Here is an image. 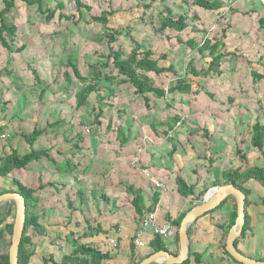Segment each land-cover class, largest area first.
<instances>
[{
    "label": "crops",
    "instance_id": "obj_1",
    "mask_svg": "<svg viewBox=\"0 0 264 264\" xmlns=\"http://www.w3.org/2000/svg\"><path fill=\"white\" fill-rule=\"evenodd\" d=\"M262 1L260 8L251 9L253 12L240 7L246 3L256 8L255 0H239L236 3L240 7L223 1L226 11L222 16L196 11L200 20L187 19L188 28L201 31L205 22L222 25L226 22L224 12L230 6L234 8L232 19L236 22L231 19L223 41L226 49L235 53L236 60L230 65L228 62L233 57L223 60L222 74L218 76L222 79L215 86H210L216 76L213 73L197 77L187 69L191 59L196 70L207 68L210 61L207 51L201 55L197 47L191 49L187 45L192 37L189 32L160 31L157 15L149 20L143 16L139 26L142 31L135 33L134 39L143 49L151 50L154 57L165 54L167 58L160 60L159 66L171 65L177 73L165 72L158 77L148 74L155 86L164 90L163 96L147 94L149 107L128 83L105 81L109 83H104L99 95L89 97L85 121L80 114L82 108L77 109L76 96L68 100L60 94L51 95L46 93L50 86L41 85L39 102L31 104L29 95L23 91L11 95L8 88L14 79L0 80V158L13 151L24 155L32 149L47 154L0 177L2 191L14 190L15 180L35 190L36 203L32 210L38 217L40 233H34V226L27 232L31 241L28 249L32 251L30 264H36V258L43 263L44 258L50 257L59 262L76 245L83 244L109 255L102 264H131L132 246L137 257L143 256L137 250H150L149 243L156 234L148 229L142 235L143 245L134 244L139 220L126 185L142 191L146 211L158 194L153 211L157 226L168 223L173 226L172 221L180 213H187L202 200L205 191L215 187L222 170L239 165L235 155L238 144L249 152L252 165H264L262 156L250 145L249 132L256 120L264 123V28L258 24V18L264 16ZM243 12L249 13L243 15ZM220 30L217 37H210L207 32L198 35L220 39ZM254 72L262 77L255 80ZM242 78L248 79L250 87L244 85L241 89ZM178 79L186 80L191 89L169 92L168 87ZM211 87L217 91L222 88L221 92L227 96L211 98L209 95L216 93ZM229 97L233 102L228 101ZM95 111L96 114L101 111L100 125L92 123ZM35 126L45 132L31 146L26 136ZM205 130L209 131V150L204 141ZM209 152L213 154L212 165L206 159ZM177 175L195 185L194 193L199 199L178 193ZM154 181L162 187H157ZM244 186L250 193L247 208L250 228L238 238L237 249L250 258L264 261V187L253 179ZM232 207L229 200L189 227V254H201L202 264H236L221 248L220 225L228 222ZM174 236L162 237L172 253L179 250Z\"/></svg>",
    "mask_w": 264,
    "mask_h": 264
},
{
    "label": "trees",
    "instance_id": "obj_2",
    "mask_svg": "<svg viewBox=\"0 0 264 264\" xmlns=\"http://www.w3.org/2000/svg\"><path fill=\"white\" fill-rule=\"evenodd\" d=\"M17 1H21L25 3L28 7L37 6V11L44 17L45 21L51 22L56 16L59 20L71 21L75 25H79L82 20V11L81 9L84 7L87 10H91L90 6L84 4V0H73L75 3V11L77 15L72 13L68 14L65 12L66 2L64 0H56V4L53 7H46L44 0H0V46L7 50L9 53H20L23 52L26 46L23 44L13 49L14 42L17 37V33L19 32L18 27L7 20V15L13 13L16 10ZM112 0H108V4L110 5ZM164 1V0H163ZM182 8L185 6L186 12H182L181 14H176L175 11L170 6H163L157 12V18L159 20L160 26L158 30L164 31L165 29H169L170 31L181 33L188 29L187 19L190 18L194 21L200 20L197 10L210 12L211 15L222 16V13L225 9L223 6L222 0H180ZM110 2V3H109ZM232 3V1H231ZM229 3L228 5H231ZM151 3L146 5V7H150ZM2 6V8H1ZM232 6V5H231ZM230 8L232 9V7ZM229 8V9H230ZM195 11L194 14L191 12ZM226 11V10H225ZM253 12V10H251ZM115 13L114 10H102L99 15H94L91 17V20L95 23L101 24L104 27V37L108 46V54L104 57L105 62H100L97 64L89 65V70L91 76L86 78L82 75L77 62L71 58L67 59L65 67L67 69H71L76 80L81 84V88L76 92V103L77 109L85 108L88 106L89 97L91 94L96 95L101 91V83L103 80L105 81H118V84L128 83L131 87L134 88L135 93L140 95L144 101L146 106L149 107L150 99L147 96L149 93H153L155 95L163 96L164 90L155 86L154 80L148 75L149 73H153L155 77L160 76L165 72H172L177 74L173 66L168 67H160L159 61L166 59L167 56L165 54L154 57V54L151 50H146L142 48V44L138 41H133L134 47L130 50V53L127 56L123 57V54L120 49L115 47V43L117 42L118 36L121 34L119 30L112 29L108 27L109 17ZM247 14L249 12H243ZM153 17V16H152ZM258 24L261 28H264V16H260L258 18ZM189 35L191 34V38L187 41V45L194 49L197 47L198 52L203 55L204 52H208L210 55V61L208 63L207 68H199L196 70L194 59L189 60L187 64V69L190 70L192 75L200 76V75H209L214 74L216 76H220L222 74L221 64L223 60L226 58L233 57L235 55L234 52H230L226 49L225 42L223 39L225 38L226 30H222V34L219 38H208L206 35L201 37L198 33L203 34V30H198L197 28H189ZM194 34V35H193ZM198 35V36H197ZM200 37V38H199ZM205 37V38H204ZM108 67H111V73L104 72ZM34 75V79L36 82L40 83V77L37 75L36 70H32ZM65 72L66 80H71L70 76ZM254 79L261 78V75L253 73ZM186 80L178 79L176 84L168 87L169 92L179 91L182 92L184 90H190L191 87L187 86ZM213 98V95H209ZM229 102H233V98H228ZM94 125L101 124V111L94 114ZM51 125V124H50ZM52 126V125H51ZM45 130L36 126L33 131L26 136L28 142L31 146H33L34 142L37 140L39 136H41ZM249 132L251 134L250 145L251 147L258 152L262 158L264 159V123L256 120L249 128ZM203 135L205 136V145L207 146V150L210 148L209 141V131L205 130ZM243 143V142H242ZM47 155L44 150L36 151L34 149L31 152L20 155L17 151H13L10 155L4 156L0 158V177L7 176L14 169H21L26 167L33 160H38L42 156ZM236 158L238 160L239 165L236 167L225 168L221 171V179H218L214 182V186H219L222 184H233L235 187L242 190L245 195V223L240 237H243L246 231L250 228V218L247 212L248 205L250 203L248 196L250 195L249 191L245 188V183L249 180L253 179L259 182L264 187V165L257 166L252 165L250 162L249 152L246 151L240 144L237 145L235 151ZM212 152H209V156L206 158L207 161L212 165ZM15 189L2 191L0 190V194L5 192H18L20 193L24 199L26 204V222L23 231L22 240L19 246L18 253V264H30L32 251L28 249V244H30V238L27 236L28 229L31 226H34V233H40L39 231V223L38 217L33 213V205L36 203V198L34 197L35 190L29 187L24 186L20 181H14ZM176 186L178 193L183 197H192L199 199V196H195L194 190L195 185L188 184L185 179L181 175L176 176ZM126 191L129 198L130 203L134 207L137 215L139 224L142 219L149 213L154 211L155 205L158 201V194L154 195L153 204L150 208L145 209L144 197L142 195V191L139 189H135L131 185H126ZM42 188V185L40 186ZM206 192V191H205ZM229 200L232 201L233 207L232 212L230 214L229 220L227 223L220 225V228L223 231V236L221 238V248L223 253L228 256L234 263L241 264L235 261L229 253L225 250V241L227 234L235 222L236 219V201L233 196H229L225 199L217 208L211 210L209 212L215 211L222 207ZM264 202V200H263ZM14 204L11 202H4L0 204V236L5 237L6 233L9 235V245L11 243V233L13 221L8 222L9 217L15 215ZM207 212V213H209ZM206 213V214H207ZM186 213H180L176 219L172 221L173 227L175 229V242L179 248V239H178V230L180 227V223ZM4 226L2 227V225ZM189 233V231H188ZM237 240L235 241V247H237ZM150 251L143 255L138 256L135 253V248L132 246V262L131 264H139V262L145 257L149 256L152 253L164 250L167 252H171L167 243L164 241L161 235H155V237L149 243ZM177 254V252L173 253ZM109 258L107 253L101 252L99 249L90 246V245H76L73 252L69 255L64 256L61 261L57 262L52 257L49 259L44 258V264H102V262ZM202 264V255L201 254H189V258L181 264ZM0 264H9V254L8 250L4 252H0Z\"/></svg>",
    "mask_w": 264,
    "mask_h": 264
},
{
    "label": "rangeland",
    "instance_id": "obj_3",
    "mask_svg": "<svg viewBox=\"0 0 264 264\" xmlns=\"http://www.w3.org/2000/svg\"><path fill=\"white\" fill-rule=\"evenodd\" d=\"M64 1L66 2L65 12L70 14L73 11L74 14L77 15L73 0ZM231 1V4L240 7L238 4L239 0ZM237 1L238 3H236ZM255 1L257 2L256 8L248 7L246 3L242 4L240 8L245 11L248 8H250V10L260 8L263 1ZM44 2L46 7L55 6V0H44ZM110 2L111 4L109 5L108 0H84V4L90 6L91 10H87L83 7L81 9L82 20L85 21L81 22L79 25H75L71 21H61L57 16L51 22H47L37 11V6L28 7L25 3L17 1L16 10L6 17L7 20L14 23L19 30L13 49L15 50L23 44L26 48L20 53H9L0 47V80L4 78L14 79V83L8 88L11 91V95L14 94V91L17 93L23 91L25 94L29 95L31 104H34L35 102L38 103L39 101L37 98L40 95L41 85H47L50 86V88H48L46 93H51V95L60 94L68 100L71 99V97L76 96V92L81 88V84L74 77L72 70L65 67V64L68 58L75 60L82 75L89 78L91 76L89 65L105 62L104 57L108 54V46L105 38H102L105 36L103 32L104 27L91 20L92 16L99 15L102 10L112 9L115 11V13L109 17L108 27L120 31L121 34L118 36L115 47L121 50L123 57L127 56L130 53V48L134 47V34L140 33V27L142 26L141 21L143 22L141 18L143 16L149 20L152 16H156L158 10L167 5L170 6L176 14H181L184 11L186 12V7L183 6L182 8L180 0H112ZM149 2L151 3L150 7H146ZM233 9H228L227 12H224L225 14L223 16H226V22L223 21L224 23L222 25H217L214 21L213 23L211 22V24L205 22V24H202L203 29H200L203 30V33H209L210 37H217L221 32L220 29L227 30L230 28V21L234 17ZM197 12L200 11L197 10ZM202 12L207 16L210 15V12ZM194 13L195 11L191 12V14ZM232 22L235 24L236 20L232 19ZM244 23L248 29L247 22ZM136 24L138 27L141 26L137 28V26H134ZM189 25L191 24L189 23ZM223 25L226 26L223 27ZM146 26L147 28H150V25H147V23ZM188 29H186L185 32H188ZM242 56L244 57V55ZM238 57H240V55ZM243 57L241 58L243 59ZM6 59L8 61H6ZM231 59L232 60L228 62L229 65L231 63L234 64L236 60L235 57ZM238 60L240 63V58ZM238 60L237 64H239ZM244 67L247 68L246 64H244ZM32 70H36L37 75L40 77V83L37 84ZM65 72L68 73L67 75L70 76L71 80H66ZM104 72L111 73L113 71H111V67H108ZM243 76L245 77V75ZM213 78L215 80L212 81L211 84L209 83L210 86H215V84H218L222 79L218 76ZM245 78H242V90L244 89V85L250 87L248 83L249 81H247L248 79ZM102 83L101 88L103 89L105 88L104 83L108 84L109 82L103 80ZM217 88H219V86ZM52 90L54 92H52ZM210 90L216 92L215 94H212L213 97L216 95V98L220 97V99H224V97L227 96L226 92H221L224 91L222 88L217 91V89L211 87ZM220 94H223L224 96ZM90 106L91 105H89V109ZM86 110V108L80 110V112H82L80 113L82 119H85V121H87ZM228 124L230 125V122H228ZM35 127H33V129ZM241 129L244 128L242 127ZM13 219L12 215L7 221L12 222ZM3 226L4 224L2 227ZM9 240L8 233H6L5 237L0 236V252L9 249ZM142 250H137L138 255H144L146 252L148 253L150 251L148 249ZM34 261L36 264H44L38 258Z\"/></svg>",
    "mask_w": 264,
    "mask_h": 264
},
{
    "label": "water",
    "instance_id": "obj_4",
    "mask_svg": "<svg viewBox=\"0 0 264 264\" xmlns=\"http://www.w3.org/2000/svg\"><path fill=\"white\" fill-rule=\"evenodd\" d=\"M233 196L236 201V219L230 228L225 241V250L238 263L264 264V261L256 260L244 255L235 247V241L242 233L245 223V193L233 184H222L212 187L203 195L202 200L193 206L184 216L178 230L179 250L173 254L164 250L150 254L142 259L139 264H181L189 258V227L202 215L215 209L227 197ZM11 202L15 206V215L11 233V243L8 249L9 264H18L19 246L22 240L26 222V204L24 197L18 192H5L0 194V204ZM75 264V263H73Z\"/></svg>",
    "mask_w": 264,
    "mask_h": 264
},
{
    "label": "built area",
    "instance_id": "obj_5",
    "mask_svg": "<svg viewBox=\"0 0 264 264\" xmlns=\"http://www.w3.org/2000/svg\"><path fill=\"white\" fill-rule=\"evenodd\" d=\"M225 1L226 4L231 3V0H223ZM181 123H177V125H180ZM154 184L157 187H162V184L158 181H154ZM148 229L153 230L154 234L161 235L162 237H169L172 236L175 232L173 226L171 224H166L161 227L157 226L156 219H155V214L153 212L147 214L139 224L137 230L135 231L134 234V239L133 242L136 246L140 247L143 245L142 242V235L145 231ZM113 242V241H112Z\"/></svg>",
    "mask_w": 264,
    "mask_h": 264
}]
</instances>
